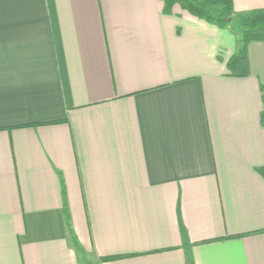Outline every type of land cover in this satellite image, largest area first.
Returning a JSON list of instances; mask_svg holds the SVG:
<instances>
[{
	"label": "crops",
	"instance_id": "obj_1",
	"mask_svg": "<svg viewBox=\"0 0 264 264\" xmlns=\"http://www.w3.org/2000/svg\"><path fill=\"white\" fill-rule=\"evenodd\" d=\"M240 38L162 0H0V264H264V42L237 77Z\"/></svg>",
	"mask_w": 264,
	"mask_h": 264
},
{
	"label": "trees",
	"instance_id": "obj_2",
	"mask_svg": "<svg viewBox=\"0 0 264 264\" xmlns=\"http://www.w3.org/2000/svg\"><path fill=\"white\" fill-rule=\"evenodd\" d=\"M169 9L173 5H180L192 16L206 20L209 23L217 24L221 28L234 25L240 32V49L236 56L228 62V69L232 75L245 77L250 74L248 62V47L252 42H264V9L255 10L250 14L232 19V0H162ZM231 21V22H229ZM264 178V168L257 170ZM66 220L68 214L65 211ZM71 241L76 249L78 242L73 232H69ZM117 258H104L102 261H111Z\"/></svg>",
	"mask_w": 264,
	"mask_h": 264
},
{
	"label": "water",
	"instance_id": "obj_3",
	"mask_svg": "<svg viewBox=\"0 0 264 264\" xmlns=\"http://www.w3.org/2000/svg\"><path fill=\"white\" fill-rule=\"evenodd\" d=\"M230 22V21H229Z\"/></svg>",
	"mask_w": 264,
	"mask_h": 264
}]
</instances>
